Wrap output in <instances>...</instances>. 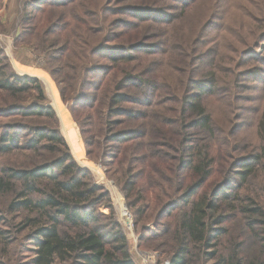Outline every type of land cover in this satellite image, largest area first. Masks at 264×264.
Here are the masks:
<instances>
[{"label":"trees","instance_id":"16d2710c","mask_svg":"<svg viewBox=\"0 0 264 264\" xmlns=\"http://www.w3.org/2000/svg\"><path fill=\"white\" fill-rule=\"evenodd\" d=\"M21 9L15 42L44 57L88 148L118 166L140 244L169 264H264V0ZM106 199L40 79L15 72L0 46V244H32L33 264H138Z\"/></svg>","mask_w":264,"mask_h":264},{"label":"rangeland","instance_id":"374dc122","mask_svg":"<svg viewBox=\"0 0 264 264\" xmlns=\"http://www.w3.org/2000/svg\"><path fill=\"white\" fill-rule=\"evenodd\" d=\"M22 2L23 0H0V26L7 29L5 34L0 32V46L7 54L12 69L19 75L34 76L40 79L45 90L47 103L51 105L56 112L59 129L73 157L81 167L88 169L92 181L102 186L104 191L107 192V199L104 201L105 204L100 206V210L105 214H109V206L112 207L114 216L122 224L123 230L128 238L130 252L134 260L138 264H150L152 259H154L156 264H169L170 258L167 254L151 248L146 244H140L141 229H138L135 224L136 216L129 207L130 204L126 193L122 190L112 173L113 168H117L118 166L114 167V165H106L104 163L101 157L104 151L103 145L97 143L91 149L88 148L86 145V138L81 132L79 123L80 118H76L70 110L69 104L62 100L56 81L45 68L46 60L44 57L34 54L35 52H32L23 42H19L18 44L15 42L22 10ZM232 22L239 26L237 15L233 17ZM261 48L262 46L257 50V53L261 51ZM263 87L264 85H262L260 89ZM253 93L255 92H251V94ZM80 115L83 118V115ZM94 116H97V113H94ZM246 129H248L246 131L247 135L251 137L253 135V128H250V121ZM220 137L222 138L223 134ZM215 147L217 149V146ZM226 147L225 144L222 145V153ZM89 151L92 152L91 155L93 158L88 154ZM84 161L87 163H84ZM218 176V174L213 176L216 180L211 182L214 183L218 181ZM213 177L211 178L212 180ZM145 187L147 188L150 201L155 203L157 199L156 196L160 190L158 184L156 183L155 186H153L152 183L147 182ZM211 188L212 186L209 187V190ZM124 207L130 215L128 220L124 219ZM144 225L145 227L154 228L152 222ZM21 243H10L7 246L0 244V263L3 261V264H33L34 254L31 248L27 247L34 246L32 244L30 246L27 242Z\"/></svg>","mask_w":264,"mask_h":264},{"label":"bare ground","instance_id":"6f19581e","mask_svg":"<svg viewBox=\"0 0 264 264\" xmlns=\"http://www.w3.org/2000/svg\"><path fill=\"white\" fill-rule=\"evenodd\" d=\"M82 159V158H81ZM84 163H87L86 161H84ZM124 205V204H123ZM130 218V215H129V213H128V211L125 209V207H124V219L125 220H128Z\"/></svg>","mask_w":264,"mask_h":264},{"label":"built area","instance_id":"2783aa9c","mask_svg":"<svg viewBox=\"0 0 264 264\" xmlns=\"http://www.w3.org/2000/svg\"><path fill=\"white\" fill-rule=\"evenodd\" d=\"M152 259V258H151ZM150 264H156V262L154 261V259H152V262Z\"/></svg>","mask_w":264,"mask_h":264}]
</instances>
